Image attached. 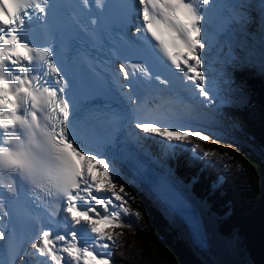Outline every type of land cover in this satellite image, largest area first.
<instances>
[{
    "label": "snow or ice",
    "instance_id": "6c2138e0",
    "mask_svg": "<svg viewBox=\"0 0 264 264\" xmlns=\"http://www.w3.org/2000/svg\"><path fill=\"white\" fill-rule=\"evenodd\" d=\"M255 7L244 0H0V264H15L29 228L38 229L31 248L50 264H111L108 249L123 235L115 230L130 227L122 216H139L130 213L129 184H139L166 212L180 209L193 241L207 248L173 169L145 159L129 137L159 138L165 160L180 152L196 160L214 155L197 142L220 137L165 123L161 110L182 102L177 74L206 107L215 103L218 82L204 67L213 21L243 28ZM259 9L264 15V0ZM108 30L115 42L106 39ZM33 31L47 43H34ZM103 47L109 55L101 58ZM260 56L264 65V48ZM113 60L120 61L118 72L108 73ZM105 79L115 102L83 107L80 95ZM64 222L76 230L65 235L46 226Z\"/></svg>",
    "mask_w": 264,
    "mask_h": 264
},
{
    "label": "trees",
    "instance_id": "16d2710c",
    "mask_svg": "<svg viewBox=\"0 0 264 264\" xmlns=\"http://www.w3.org/2000/svg\"><path fill=\"white\" fill-rule=\"evenodd\" d=\"M257 28L256 20H251L249 32L255 33ZM216 80L219 92L214 118L227 132L237 130L235 136L240 143L232 147L226 141L197 142L214 155L196 160L183 152L172 165L181 177L197 178L198 197L204 192L210 195V185L222 179L221 186L210 196L214 212L229 213L221 232L235 234L252 263L264 264V75L236 62L223 64ZM146 139L152 148V139ZM126 191L130 213L139 216H122L130 227L115 230L123 235L108 249L111 264H202L145 194L132 185H126Z\"/></svg>",
    "mask_w": 264,
    "mask_h": 264
},
{
    "label": "rangeland",
    "instance_id": "374dc122",
    "mask_svg": "<svg viewBox=\"0 0 264 264\" xmlns=\"http://www.w3.org/2000/svg\"><path fill=\"white\" fill-rule=\"evenodd\" d=\"M250 18L257 20V17L254 13H251ZM258 25L259 26L255 30V33H252V34L246 32L247 31L246 26H244L243 28H240L239 26L237 27V29L239 31L237 32V30H236L237 33L235 34V37L237 39V41H236L237 47L236 48L233 47V48L229 49V51L227 49L224 51L221 48H217V51H215L213 56L210 58V61L208 63H206L204 66L205 70H206V74L209 75L210 79H216L218 77V74L220 73V68L222 67L223 64L236 63V62L239 63L240 65H242V64H244L246 66H249V65L252 66L253 65V67H255L259 73H262L264 75V65H262V63H261L260 54H258V57L254 56L255 54L257 55V50H261L262 48H264V30L262 28L263 26L259 22H258ZM250 26L251 25H248V27H250ZM208 50H210V49H208ZM252 56H253V58H252ZM209 63L211 64V68H212L211 72L208 71ZM208 122L210 124H212V126L208 129H206V131L211 132L215 136L220 137L221 141H224V142L226 141V142L230 143L232 147L235 144L240 143V140L238 139V137H235V135L238 134L237 130L228 129V132L226 131L227 133H224L223 132L224 128L222 126L219 127L218 122L212 116L208 118ZM191 126L194 127V125H191ZM201 129L205 130L204 128H201ZM137 130H138L137 132H140L139 129H137ZM157 139H159V138H157ZM173 170H174V168H173ZM219 184H220V181L218 183L214 184L212 186V188H210V193H213V192L215 193V189H217L219 187ZM203 194H204V195H202L203 198L210 201V195H208L206 192H204ZM211 205H212L211 210L214 211L213 210L214 204L212 203ZM207 209H209V206H207ZM216 213H218V212H216ZM223 213H224V211L221 210V213H218V216L216 215V220L214 222L215 226L213 225V227H215L213 229V232H214L213 235L219 236L221 238H227L228 242L232 243L233 246H235L234 249L236 250L235 255H236L237 261H239L241 264H249L246 261V259H247L245 256L246 251L244 248H242L239 245V243H238L239 239L237 238V236L233 233H229V235H224L221 232V224L227 219V216H228V214H223ZM167 220H168L170 226H172L173 229L175 230L176 237H181V239H183L186 242L185 238L183 237V235H182L180 229L177 227L176 223L173 220H169V219H167ZM217 230H218V232H217ZM232 234H233V236H232ZM211 242H212V240H211ZM98 251H103V250L98 249ZM195 255L200 259V261H202V259L199 255H197V254H195ZM231 255L234 256L232 254V252H231ZM36 264H37V262H36ZM39 264H50V262L42 261ZM202 264H203V261H202ZM213 264H214V260H213Z\"/></svg>",
    "mask_w": 264,
    "mask_h": 264
},
{
    "label": "bare ground",
    "instance_id": "6f19581e",
    "mask_svg": "<svg viewBox=\"0 0 264 264\" xmlns=\"http://www.w3.org/2000/svg\"><path fill=\"white\" fill-rule=\"evenodd\" d=\"M251 12H253V10ZM262 26L264 27V23L263 22H262ZM238 31L239 30L237 29V32ZM237 32H235L233 34L232 43L230 44V46H232L234 48L237 47V43H236L237 39L234 38V35ZM260 52H261V50H257V55L255 54L254 56L255 57H258V54H260ZM210 55H211V52H210V50L207 49L206 52H205V57H206L205 64L210 61V59H208V57ZM252 58H253V56H252ZM206 75H208V74H206ZM182 110H183L184 113H186L189 109L188 108H183ZM187 116H188V113L184 114L183 117H181V118L179 117V118L174 119V120H173V118L167 117V122L166 123H168V124H175V125H185V126L191 125L192 122L188 119ZM198 205L200 207V211H201V214L203 216V219H204L205 223L207 225H211L213 222H215L216 215L218 216V213H216V212H214L212 210L207 209V206H210V204L208 202H206V201L203 200V201H199L198 202ZM227 214H229V213H227ZM68 226H70V225H68V223L65 222V225L60 230H56L55 233L67 235V233L69 231L76 230V229L70 228L67 231V227ZM177 227L179 228V225H177ZM211 233H212L211 234V238H210L212 240V242H211V248H210L209 251L206 252V254L209 255L214 260V264H241L236 259V255H235L236 254V250L234 249L235 246H233L232 243H229L228 240L226 241L225 238H221V237L216 236V235L214 236L213 235V232H211ZM231 252H232V254L234 256L231 255ZM197 253H202V251H198ZM208 259H209V257H207V256H205L203 258V260H208ZM46 261L49 262L48 260H46Z\"/></svg>",
    "mask_w": 264,
    "mask_h": 264
},
{
    "label": "water",
    "instance_id": "95a60500",
    "mask_svg": "<svg viewBox=\"0 0 264 264\" xmlns=\"http://www.w3.org/2000/svg\"><path fill=\"white\" fill-rule=\"evenodd\" d=\"M245 256H246V260H247V262L249 263V264H253L252 263V261L250 260V258H249V255L247 254V252H245Z\"/></svg>",
    "mask_w": 264,
    "mask_h": 264
}]
</instances>
